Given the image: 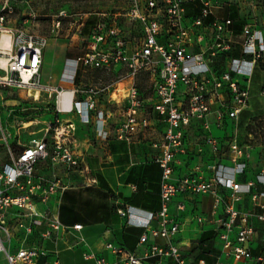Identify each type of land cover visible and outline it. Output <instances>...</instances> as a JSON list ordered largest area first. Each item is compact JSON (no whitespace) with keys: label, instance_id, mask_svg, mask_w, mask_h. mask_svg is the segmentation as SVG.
Masks as SVG:
<instances>
[{"label":"built area","instance_id":"1","mask_svg":"<svg viewBox=\"0 0 264 264\" xmlns=\"http://www.w3.org/2000/svg\"><path fill=\"white\" fill-rule=\"evenodd\" d=\"M16 1L0 0V40L5 33L10 45L9 51L0 48V59L5 60L0 61V255L4 264H35L47 254L44 242L60 230L54 201L69 185L59 178L58 171L82 170L81 157L73 145L76 124L62 116L76 114L82 124H88L91 117L103 121L107 116L98 107V101L114 88H81L83 69H123L122 79L131 80L123 119L114 130L116 139L130 142L148 129V121L140 117L144 107L164 123L162 137L151 145L158 149L154 161L161 170V207L157 212L146 213V219L136 217L132 213L134 208L129 206L117 211L126 218L127 225L146 229L149 234L139 238L141 252L107 244L106 249L115 257L113 264H167L168 259L171 264H192L172 241L182 227L169 215V207L178 195L207 193L214 196L215 208L222 207V214L213 223L215 237L222 241L225 255L235 264L251 261L253 215L237 209L233 203L245 195L253 203L264 198V172L250 182L237 180L247 164L235 140L227 142L234 153L230 165L215 163L209 167V178L188 174L173 179L172 174L178 158L187 153L185 136L192 123L201 125L205 140L217 151L218 142L211 136L209 118L222 125L226 119L235 121L248 106L255 71L260 68L264 72V25L246 22L237 32L230 17L214 13L222 6L219 0H123L125 7L121 12L99 13L86 36L81 33L84 23L76 27L71 39L83 41L82 54L66 58L57 85L48 87L40 81L49 35L8 25ZM188 11L195 15H187ZM65 17L60 14L52 22L51 35L61 31ZM139 75L149 78V95L139 93L135 85ZM6 90L24 91L29 98L30 90L55 95L52 116L42 129V136L21 142L20 132L31 122L18 125L15 136L9 132L14 126L7 125V117L15 115L19 106H6L1 99V92ZM65 94L70 97L64 98ZM41 168L52 174L40 173ZM220 189L230 192L231 203L218 195ZM261 208L262 213L255 217L264 221V206ZM178 210H183V206ZM152 221H156L153 227ZM196 221L202 224L203 218L198 216ZM73 228L78 230L81 226ZM149 235L166 242L149 244ZM84 257L94 259L95 264H110L92 254ZM197 264L207 263L200 259Z\"/></svg>","mask_w":264,"mask_h":264},{"label":"crops","instance_id":"2","mask_svg":"<svg viewBox=\"0 0 264 264\" xmlns=\"http://www.w3.org/2000/svg\"><path fill=\"white\" fill-rule=\"evenodd\" d=\"M67 52L68 49L57 60L58 68L55 76L57 82L52 87H55L58 83L60 73L64 67V60L72 57L67 55ZM44 54L45 50L43 52V63ZM111 72H117V70ZM257 72L258 69L255 71V75ZM122 81H128L127 88L124 87L128 92L132 84L131 80L121 78L116 82L114 90L98 101V107L107 112V116L103 121L91 117L88 124H82L76 114L62 116L64 120H70L76 124L73 145L77 155L81 157L82 170L71 173L58 171L59 178L69 185L55 198L54 202L56 204L53 203L55 204L56 218L60 224V230L54 232V243L55 245L58 244L60 249L58 251L51 249L49 239L46 240L43 247L46 249L47 254L45 257H40L35 264H53L54 261L60 264L58 257L52 255L53 252L63 253L68 260H73L80 255L85 263L95 264L94 259L84 257V255L92 254L113 264L115 257L106 249L107 244L111 243L128 251L141 252L143 249L142 245L139 244V238L143 234H149V231L127 225L126 218L121 217L117 211L129 206L134 208L132 213L136 217L145 219L147 218L146 213L159 211L161 207V170L154 161L158 149L152 148L151 145L162 137L164 123L159 116L155 115L149 108L144 107L140 117L148 121V129L134 136L130 142L116 139L114 130L123 119L126 96L119 103L113 102L112 96L120 92ZM39 93L41 95V93L46 92ZM18 104L20 103L17 101L15 106ZM106 104L114 108H107ZM209 123L210 133L211 128L214 126L222 128L227 125L225 120L222 125H217L213 117L209 118ZM211 136H213L212 133ZM214 138L218 140L217 151H219L221 148L219 141L222 137L217 136ZM203 139H205V131L202 130L201 125L192 123L185 136L187 153L180 156L178 162L175 163L172 174L173 179L188 174H196L204 178H209L212 175L210 171L207 174L195 172L193 167L195 161H191L190 158L203 150L199 143L200 141L203 142ZM244 161L247 168L243 175L237 177V180L250 182L253 181L256 175L264 172V166H255L252 160L249 162L244 159ZM217 162L230 165V160L220 159L214 161L213 164ZM39 172L46 176L52 174L46 168H41ZM256 188L260 191L263 190L261 186H256ZM217 192L218 195L224 198L225 202L231 203L228 190L220 189ZM233 204L237 209L248 211L253 215L251 225L254 232L249 242L252 260L242 264H264V221H259L255 217L263 211L261 206H264V198H260L257 203H253L245 195L238 197V200ZM180 205L183 206V210H178ZM221 214L222 207L215 208L214 196L210 193L182 194L173 198L169 207V215L175 217L182 228L172 238V241L179 247L182 257L187 262L197 264V261L202 257L207 264H214L216 261L235 264L225 255L223 243L218 236L212 237L209 241L200 242L206 232H212V235L213 232L215 233L213 222ZM198 216L203 218L202 224L196 221ZM155 224L156 221H152L150 226L153 227ZM75 225H80L81 228L76 230L73 228ZM40 230L43 231L44 229ZM165 242V239L153 238L149 235V244L164 245ZM0 261L4 264L2 255H0ZM167 264H171L170 259L167 260Z\"/></svg>","mask_w":264,"mask_h":264},{"label":"rangeland","instance_id":"3","mask_svg":"<svg viewBox=\"0 0 264 264\" xmlns=\"http://www.w3.org/2000/svg\"><path fill=\"white\" fill-rule=\"evenodd\" d=\"M222 3L221 8L216 9L214 13L219 17H230L235 22L237 32H240L244 23H253L259 26L264 25V1L260 0H219ZM125 7L123 0H17L15 2L14 13L8 18L10 26L28 27L29 29L45 34L49 38L45 48L43 72L41 73V84L53 86L56 71L58 68V58H60L65 50L68 49L67 55L74 56L82 54L83 41L81 39L72 40V33L81 23L90 21L95 22L99 13L103 12H121ZM65 14L66 17L61 20V31L50 34L52 22L57 19L58 15ZM68 22L74 25L69 26ZM82 50V51H80ZM53 52V53H52ZM52 53V54H51ZM57 57V58H56ZM115 73V74H113ZM125 70L121 69L117 72L101 71L95 69H83L81 72V88L116 86V82L121 80ZM128 81H122L120 92L112 96V101L119 103L122 98L127 95ZM139 93L143 96L150 94V80L146 75H139L135 81ZM264 85V72L258 69L255 77L252 78L250 84L251 97L248 106L239 114L235 121L226 119V127L211 128L213 137H222L219 141L221 148L214 151L209 143L203 139L200 141V147L203 148L194 157H190L193 163L194 171L207 174L214 161L230 160L234 153L227 146L229 140H235L238 147L242 150V156L249 162L252 160L255 166H264V146L260 145L264 139V94L262 88ZM124 87H126L124 89ZM111 89V90H112ZM1 99L4 100L6 106L13 107L20 103L19 110L15 115L7 117V125L13 127L9 132L14 136L16 127L23 123L31 122L25 131L20 132L21 142H28L30 139L42 136V129L49 121L53 110L55 95L48 93H40L30 90L29 94L34 97L28 98L24 91H3ZM102 102V101H101ZM107 108L114 107L106 104ZM5 124L2 117V125ZM13 139L10 140L12 143ZM195 142L194 139H192ZM218 142V140H217ZM55 234L53 233L49 239V247L53 250H59L60 246L54 243ZM14 246V244H13ZM52 254L58 257L60 264H87L79 256L73 260L65 258L61 252ZM80 257V258H79ZM2 264V261H0ZM41 264V263H40ZM93 264V263H88Z\"/></svg>","mask_w":264,"mask_h":264},{"label":"trees","instance_id":"4","mask_svg":"<svg viewBox=\"0 0 264 264\" xmlns=\"http://www.w3.org/2000/svg\"><path fill=\"white\" fill-rule=\"evenodd\" d=\"M187 15H195V13L188 11ZM93 23H91L90 21H86V23H84L82 31H81L83 36H86L88 34V32H89V30L91 28V25ZM260 145L264 146V139H262V141L260 142ZM212 237L215 238V233L214 232H213V235H212V232H206L205 234H203V237L201 238L200 242L202 243V242H205V241H209ZM200 259L204 260V258H202V257H200Z\"/></svg>","mask_w":264,"mask_h":264},{"label":"bare ground","instance_id":"5","mask_svg":"<svg viewBox=\"0 0 264 264\" xmlns=\"http://www.w3.org/2000/svg\"><path fill=\"white\" fill-rule=\"evenodd\" d=\"M9 46H10L9 45V37L7 34L3 33L2 38L0 40V48L4 49L6 51H9V48H8ZM0 61H1V63H5V60L3 58H1ZM63 97L68 98V97H70V95L65 94Z\"/></svg>","mask_w":264,"mask_h":264}]
</instances>
